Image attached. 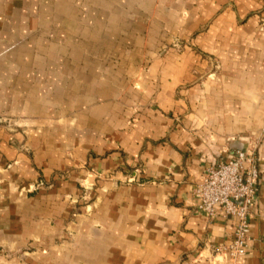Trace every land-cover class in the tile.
<instances>
[{"label": "crops", "instance_id": "0c3cea01", "mask_svg": "<svg viewBox=\"0 0 264 264\" xmlns=\"http://www.w3.org/2000/svg\"><path fill=\"white\" fill-rule=\"evenodd\" d=\"M250 137L232 260L191 190ZM0 264H264V0H0Z\"/></svg>", "mask_w": 264, "mask_h": 264}, {"label": "built area", "instance_id": "2783aa9c", "mask_svg": "<svg viewBox=\"0 0 264 264\" xmlns=\"http://www.w3.org/2000/svg\"><path fill=\"white\" fill-rule=\"evenodd\" d=\"M259 169L252 150L236 148L225 161L205 167L191 192L197 210L208 219L217 216L235 220L232 240L222 248L236 260L246 253L251 206L258 193Z\"/></svg>", "mask_w": 264, "mask_h": 264}, {"label": "rangeland", "instance_id": "374dc122", "mask_svg": "<svg viewBox=\"0 0 264 264\" xmlns=\"http://www.w3.org/2000/svg\"><path fill=\"white\" fill-rule=\"evenodd\" d=\"M172 46L174 47V48H179V49H182V47H183V45L182 44H180V43H174V44H172ZM254 139H253V137H250L249 139H248V141H247V145H246V147H244V149H248V150H252L253 152H254V155H255V141H253ZM236 149V148H235ZM234 149V150H235ZM255 158H256V156H255ZM257 160V159H256Z\"/></svg>", "mask_w": 264, "mask_h": 264}]
</instances>
